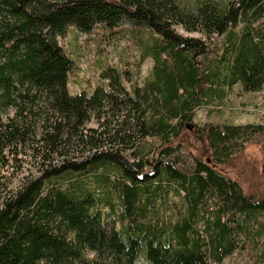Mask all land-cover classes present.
<instances>
[{"label": "trees", "instance_id": "trees-1", "mask_svg": "<svg viewBox=\"0 0 264 264\" xmlns=\"http://www.w3.org/2000/svg\"><path fill=\"white\" fill-rule=\"evenodd\" d=\"M124 25L135 72L72 94L68 28ZM227 91H264V0H0V264H264V195L220 170L264 122L194 123Z\"/></svg>", "mask_w": 264, "mask_h": 264}, {"label": "rangeland", "instance_id": "rangeland-1", "mask_svg": "<svg viewBox=\"0 0 264 264\" xmlns=\"http://www.w3.org/2000/svg\"><path fill=\"white\" fill-rule=\"evenodd\" d=\"M119 31L111 37H106L101 27H96L89 34L80 33L74 27H69L66 36L59 40L68 52L71 51L70 56L74 57L76 62L69 83L72 94H79L84 90L90 92L101 80L100 76L103 70H101V66L105 64L135 72V66L140 56L136 30L124 25ZM177 31L185 36L200 37L198 34L186 33L180 27L177 28ZM221 41L222 38H218L216 44L220 45ZM152 66L151 59L143 62L141 80L147 77ZM129 77L131 81L134 79L132 75ZM130 80L126 81V87L129 89L131 87ZM221 122L235 124L264 122V91L251 94L227 91L223 101L219 100L213 106L196 111L194 123L197 125ZM195 145L201 146L198 142ZM263 167L264 144L261 143L249 146L220 170L226 176L238 181L247 193L256 192L259 195H264ZM259 256V250L256 252L246 249L227 257L223 264H261L258 263Z\"/></svg>", "mask_w": 264, "mask_h": 264}]
</instances>
